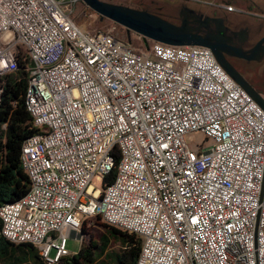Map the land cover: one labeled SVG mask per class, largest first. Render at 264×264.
Here are the masks:
<instances>
[{
  "label": "built area",
  "instance_id": "built-area-1",
  "mask_svg": "<svg viewBox=\"0 0 264 264\" xmlns=\"http://www.w3.org/2000/svg\"><path fill=\"white\" fill-rule=\"evenodd\" d=\"M80 1L0 0V82L25 50V106L40 128L22 142L29 189L0 205V234L59 264L98 215L141 237L134 264H256L262 108L209 48L151 41L139 52L76 24Z\"/></svg>",
  "mask_w": 264,
  "mask_h": 264
},
{
  "label": "trees",
  "instance_id": "trees-1",
  "mask_svg": "<svg viewBox=\"0 0 264 264\" xmlns=\"http://www.w3.org/2000/svg\"><path fill=\"white\" fill-rule=\"evenodd\" d=\"M17 60L18 68L5 74L0 82V205L16 201L27 193L29 179L19 161L20 149L28 136L40 131L25 106L29 58L20 47ZM114 157L116 165L119 158L116 149ZM114 175L115 168L103 177L102 185L109 184ZM96 218L100 219L98 215ZM102 225L103 231L96 239L90 237L85 243L82 240L78 251L62 259L59 264H103V257L116 250L110 249L111 243L119 245L116 252L119 264H134L140 251L141 237L103 221ZM84 227L86 221L82 223V229ZM26 255L33 256L38 264H45L32 244L13 243L0 234L1 264H20Z\"/></svg>",
  "mask_w": 264,
  "mask_h": 264
},
{
  "label": "flooded vegetation",
  "instance_id": "flooded-vegetation-1",
  "mask_svg": "<svg viewBox=\"0 0 264 264\" xmlns=\"http://www.w3.org/2000/svg\"><path fill=\"white\" fill-rule=\"evenodd\" d=\"M228 3H231V7L226 9ZM131 7L146 10L176 24L180 23L183 18V15L179 16L181 7L190 9L192 12L188 10L184 12L187 24L202 39L205 34H217L215 20L208 19L207 25H205L206 28L199 26V23L194 20H198L200 14V21L205 17L222 19L223 35L230 38L225 40V45L240 48L241 52L250 50L264 37V8L250 0H220L219 2L205 0H142L139 5ZM195 27L198 28L195 29ZM244 29L247 32V36L246 33L243 35L245 40L238 38V34L233 37L232 32L237 33ZM209 43L215 44V40H210ZM260 46H264V40L260 43ZM219 54L225 63L232 65L243 77L247 73L254 74L257 84L252 86L264 100V51H258L260 57H257L256 60L230 55L222 50H219ZM244 54L248 55L250 51Z\"/></svg>",
  "mask_w": 264,
  "mask_h": 264
},
{
  "label": "water",
  "instance_id": "water-1",
  "mask_svg": "<svg viewBox=\"0 0 264 264\" xmlns=\"http://www.w3.org/2000/svg\"><path fill=\"white\" fill-rule=\"evenodd\" d=\"M86 6L91 8L93 11L98 13L101 17H105L110 19L111 21L123 26L126 28L128 32L132 31L138 35H140L144 41H157L164 44L169 45H198L204 46L210 49L215 60L219 63V65L229 74V76L235 80L264 111V100L260 96L258 92L253 88V86L239 73L237 69H235L229 63H225L220 54L219 50H222L230 55L243 57L246 59H257L258 51H264V46H260V43L264 40V37L258 41L250 50V54L245 55V52H241V49H237L235 47L225 45V40L230 39L229 37H225L223 35V26L222 19H213L205 17L202 21H200V16L197 21L199 26L207 25V20L211 19L215 20V30L217 34H205L203 39L202 37L196 33L191 26L187 24L186 14H184L185 10L192 12L190 9H186L185 7H181L179 12V16L183 15L182 21L178 24L173 23L166 18H163L159 15L150 13L146 10L129 7L121 4H115L106 2L103 0H81ZM197 17V15H196ZM198 26V27H199ZM198 27H195L197 29ZM206 28V27H205ZM227 29V28H225ZM224 29V30H225ZM246 29V27H245ZM244 30H240L237 33H233V37L235 34H238V38L241 40H245L243 35L247 32ZM246 38V37H245ZM210 40H215V44L209 43ZM262 55V53H261ZM264 184V169L262 175V182L260 188L259 202L257 207V215L256 222L254 228V252H255V261L256 260V229L259 218V209L261 202V195L263 191Z\"/></svg>",
  "mask_w": 264,
  "mask_h": 264
},
{
  "label": "rangeland",
  "instance_id": "rangeland-1",
  "mask_svg": "<svg viewBox=\"0 0 264 264\" xmlns=\"http://www.w3.org/2000/svg\"><path fill=\"white\" fill-rule=\"evenodd\" d=\"M103 1L131 7L134 5H139L142 0H103ZM205 1L219 2L220 0H205ZM250 1L257 3L262 8H264V0H250ZM228 7H231V3L226 4V9ZM63 9L65 11H69L70 7H68L67 5H63ZM70 17L76 24L84 27L87 30L106 31L112 33L118 38L129 41L130 44L139 52L146 53L149 49L151 43L150 40L144 41L140 35L132 31L128 32L126 28H124L123 26L111 21L108 18L101 17L98 13H96L91 8L86 6L82 1H80L74 6L72 11L70 12ZM95 185L99 187L101 184L99 182H95ZM102 231H103L102 221L94 217L90 219L86 227L82 229V233H83L82 237L80 239L70 237L67 240L66 247L71 253H76L82 243V240L85 243L88 241L90 237L96 239ZM118 247L119 245L117 243L110 244V249H116V250H111L108 255L103 257V264H119L116 258V252ZM38 263H39L38 260L35 259L33 256L26 255V257L23 259V261L20 264H38Z\"/></svg>",
  "mask_w": 264,
  "mask_h": 264
},
{
  "label": "crops",
  "instance_id": "crops-1",
  "mask_svg": "<svg viewBox=\"0 0 264 264\" xmlns=\"http://www.w3.org/2000/svg\"><path fill=\"white\" fill-rule=\"evenodd\" d=\"M244 77H245V79L251 84V85H255V84H257V80L255 79V77H254V74L253 73H247V74H245L244 75ZM92 219V218H91ZM90 220V219H89ZM89 220L88 221H86V225H87V223L89 222ZM89 227V226H88ZM82 235H83V233H82ZM1 264V263H0Z\"/></svg>",
  "mask_w": 264,
  "mask_h": 264
}]
</instances>
